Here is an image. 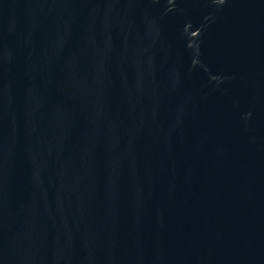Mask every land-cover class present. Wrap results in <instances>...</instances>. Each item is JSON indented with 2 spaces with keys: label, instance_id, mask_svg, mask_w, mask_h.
<instances>
[{
  "label": "water",
  "instance_id": "water-1",
  "mask_svg": "<svg viewBox=\"0 0 264 264\" xmlns=\"http://www.w3.org/2000/svg\"><path fill=\"white\" fill-rule=\"evenodd\" d=\"M0 264H264V0H0Z\"/></svg>",
  "mask_w": 264,
  "mask_h": 264
}]
</instances>
